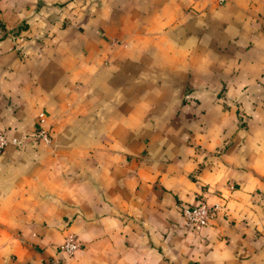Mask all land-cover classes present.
<instances>
[{"label": "crops", "instance_id": "1", "mask_svg": "<svg viewBox=\"0 0 264 264\" xmlns=\"http://www.w3.org/2000/svg\"><path fill=\"white\" fill-rule=\"evenodd\" d=\"M38 128L0 264H264V0H0V129Z\"/></svg>", "mask_w": 264, "mask_h": 264}, {"label": "built area", "instance_id": "2", "mask_svg": "<svg viewBox=\"0 0 264 264\" xmlns=\"http://www.w3.org/2000/svg\"><path fill=\"white\" fill-rule=\"evenodd\" d=\"M29 139H44L48 140V132L44 128H38L31 133L25 134L21 137L11 136L5 130L0 129V152L8 145L22 146L27 143ZM215 206L207 204L203 199H199L196 203L181 207V222L184 226L197 229L207 224L209 218L213 214ZM79 242L77 238L69 233L59 246V249L71 255L78 248Z\"/></svg>", "mask_w": 264, "mask_h": 264}]
</instances>
